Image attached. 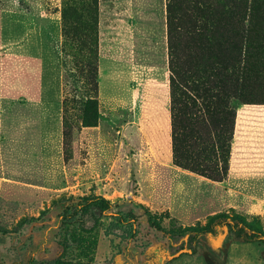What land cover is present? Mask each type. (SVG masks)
Returning <instances> with one entry per match:
<instances>
[{
	"label": "rangeland",
	"instance_id": "1",
	"mask_svg": "<svg viewBox=\"0 0 264 264\" xmlns=\"http://www.w3.org/2000/svg\"><path fill=\"white\" fill-rule=\"evenodd\" d=\"M251 1L217 0V4L226 2L230 10H238L249 29ZM129 6L130 3L115 0L102 4L98 0H0V78L3 76L7 81L5 96L35 95L41 60L24 54L22 49L26 46L31 51L32 44H41L39 38L44 29L40 22L45 17H56L61 26V55L63 49L68 53L66 67L61 56L63 99L78 101L89 94L98 103L99 116L97 120L92 116L83 119L80 107L74 101L70 110L71 124L65 135L62 112V163L55 172L47 169L45 178H35L30 173L33 169L28 168L23 184L20 178L23 173L14 166L12 157L6 155L3 157L6 162L0 161V170L5 167L6 172L16 176L0 180V230L10 232L7 235L0 232V264L51 261L60 264H264V244L243 243L227 229H218L216 236H203L197 242L188 236L179 237L188 228L204 227L211 216L199 221H183L177 218L178 215L203 216L218 208L217 196L206 186L192 189L193 186L181 184L173 190L176 186L165 184L159 177L156 148L147 144L143 136L136 142V132L130 130L129 123L136 119L131 111L134 83L129 78L117 76L120 85L105 83L99 76L98 67L96 88L91 90L92 84H87L80 76L79 66L88 57L93 61L101 56L127 61L130 36L122 17ZM197 7L201 8L199 4ZM181 13L177 9L173 15L172 24L177 31L179 27L186 28L184 21H176ZM144 67L135 75L136 100L149 102L154 96L157 100L150 101L149 105L165 107L163 85L145 81L149 80L152 71ZM240 102L243 101L238 99L234 105ZM159 133L154 130L149 135L158 147L157 153L163 155L165 149L161 147ZM33 152H29V157L36 162ZM38 182L43 188L35 187ZM222 183L227 184L226 180ZM88 196H102L122 212L133 210L139 217L138 238L129 243L114 239L111 244L99 227L92 232L81 228L64 229L60 215L65 204L60 201ZM255 197L261 199L263 196ZM183 198L192 208L181 209ZM140 200L146 201L152 215L175 237H165L148 227L144 212L135 203ZM170 200L179 206L174 214L168 208ZM220 200L223 205L229 202L238 206L232 209L222 205V213L239 215L246 223L264 232V212L249 213L248 196L246 201L239 198L232 202ZM175 204L170 206L173 208ZM182 211H186L184 215ZM27 219L38 221L19 228ZM103 221L110 220L105 218Z\"/></svg>",
	"mask_w": 264,
	"mask_h": 264
},
{
	"label": "trees",
	"instance_id": "2",
	"mask_svg": "<svg viewBox=\"0 0 264 264\" xmlns=\"http://www.w3.org/2000/svg\"><path fill=\"white\" fill-rule=\"evenodd\" d=\"M167 2L173 165L222 183L228 174L237 107L264 104V3L261 0L251 1L247 29L246 19L238 10H230L226 2H219V5L217 0ZM177 9L182 11V16L176 21L182 20L186 26L185 29L179 27L178 31L172 24ZM62 56L63 66L66 67V49H63ZM79 69L80 76L87 84H92L90 89L94 90L98 80V59L93 61L92 57H88ZM238 99L243 102L234 105ZM74 101L63 99L65 135H68L71 124L70 110ZM75 102L83 119L91 116L95 120L99 118L98 103L89 94ZM60 204H65L60 215L64 229L81 228L92 232L99 227L111 244L114 239L129 243L140 235L138 215L133 210L120 211L116 204L102 196L63 199ZM137 206L144 212L150 229L165 237H175L149 209L140 204ZM105 218L110 221L104 222ZM36 221L27 219L19 228ZM218 229H227L243 243L264 244L262 230L249 225L239 215L229 216L226 213L211 216L204 227L188 228L179 237L188 236L191 241L197 242L203 236H216ZM0 232L10 234L6 230Z\"/></svg>",
	"mask_w": 264,
	"mask_h": 264
},
{
	"label": "crops",
	"instance_id": "3",
	"mask_svg": "<svg viewBox=\"0 0 264 264\" xmlns=\"http://www.w3.org/2000/svg\"><path fill=\"white\" fill-rule=\"evenodd\" d=\"M98 1L102 4V2L113 0ZM115 1L130 3L122 17L130 36L128 59L121 61L112 56H101L98 60L99 76L105 83L107 81L110 84L118 85L119 83L120 85V82L116 80L117 76H125L134 83L131 111L136 120L129 123L130 130L136 132V142L143 136L147 144L156 148L154 154H157L156 163H159L156 166L160 170L159 177L162 181L164 180L165 184L176 186L173 190L181 184H185L186 187L187 185L193 186L192 189L206 186L219 200L218 208L203 216L190 218L187 215L184 217L176 215L175 217L183 221H199L222 213L223 206L237 209L238 206L224 201L232 202L234 198L246 201L247 196L249 197V213L262 214L264 212L262 208L264 206V104H244L238 106L235 111L227 184L207 180L174 166L171 143V73L166 0ZM40 25L44 29L41 33L42 38H39V42L42 43L32 44L31 51L26 46L22 49L24 54L41 60L40 79L35 95L22 93L17 98H8L5 96L7 95V81L3 76L0 78V161L4 163L6 162V159L4 161L5 156H11L14 166L20 168L23 173L20 175L23 184H25L23 180L28 176V168L33 169L32 172L29 171L32 176L35 175V178L40 179L46 177L47 169L49 172H55L56 167L62 163L61 26L56 17H45ZM143 66L152 71L149 80L145 81L163 85L166 96L165 107L160 108L152 103L149 105V102L155 99L154 96L149 102L147 100V102L144 100L138 102V98L136 100L138 89L135 75ZM24 90L29 93L26 88H23ZM154 130L160 132L161 147L165 149L163 155L160 152L157 153L158 147L149 135V132ZM29 152L36 154L34 156L36 162L30 160ZM4 169L0 170V180L16 177L11 176ZM39 185L38 182L35 187L43 188ZM151 188L150 191H152ZM184 189L185 187L182 190ZM255 196L263 197L258 199ZM220 199L223 200L224 205ZM184 201L185 198L182 199L183 203L180 206L182 210L192 208ZM135 203L149 209L146 201L140 200ZM173 204L175 201L170 200L168 208L174 214L179 206L175 204L172 208L170 205ZM182 212L184 215L186 211Z\"/></svg>",
	"mask_w": 264,
	"mask_h": 264
}]
</instances>
